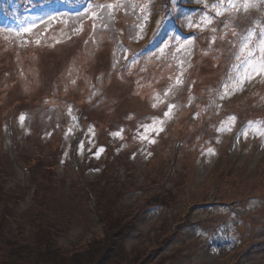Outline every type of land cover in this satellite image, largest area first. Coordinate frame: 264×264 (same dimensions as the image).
Masks as SVG:
<instances>
[{
    "label": "rangeland",
    "instance_id": "rangeland-1",
    "mask_svg": "<svg viewBox=\"0 0 264 264\" xmlns=\"http://www.w3.org/2000/svg\"><path fill=\"white\" fill-rule=\"evenodd\" d=\"M216 2L0 0V199L15 193L27 199L33 159L56 152L46 161L66 188L74 178L90 187L99 180L119 195L114 210L133 214L122 240L126 253L138 248L156 260L177 251L174 264H264V135L250 127L264 124V72L251 74L242 88L235 80L248 70L244 38L252 32L258 43L264 33V0L247 10L244 0L236 8L225 3L221 16ZM206 14L210 24L203 23ZM77 109L99 127L85 126L72 161ZM8 115L15 142L2 129ZM208 127L211 136L200 139L195 159L180 142L173 157L177 139ZM111 145V161L122 153L103 178L105 167L91 163L105 159ZM84 163L94 171L78 179L75 167ZM227 164L244 183L209 191ZM167 190L173 199L163 210L151 204ZM232 200L245 205L231 210L225 204ZM85 206L82 223L59 229L57 247L82 250L102 239L91 212L95 193L87 191ZM162 234L164 245L155 239Z\"/></svg>",
    "mask_w": 264,
    "mask_h": 264
},
{
    "label": "trees",
    "instance_id": "trees-1",
    "mask_svg": "<svg viewBox=\"0 0 264 264\" xmlns=\"http://www.w3.org/2000/svg\"><path fill=\"white\" fill-rule=\"evenodd\" d=\"M184 141L185 149L189 150L192 145L189 135ZM54 153L56 152L48 155L49 161L55 159ZM48 156L38 154L33 159L34 165L30 167L32 184L27 188L29 190L27 199L24 200L15 195L16 193L4 196V200L0 199V264H165L167 260L170 261L167 264H174L179 257L177 251H171L169 256H162L156 260H152V254L138 248L126 253L122 247V240L134 227L130 223L133 214H118L119 212L114 210L113 205L118 201L119 195L115 194L112 188H106L105 183L100 184L99 180L96 186L90 187L83 181L77 183L74 178L73 185L69 189L66 188L63 182L55 177L52 165L46 161ZM117 159L118 157L111 161L108 155L103 162L91 163L93 166L91 169H98L103 165L105 168L101 170L99 176L106 178V173ZM4 165L2 156L0 170ZM228 166L227 164L225 168L223 167L209 191L216 193L218 185L220 192L223 185L234 186L244 183L245 179L239 172L227 168ZM88 170V167L77 168L75 172L79 176L78 179ZM230 177L234 180L232 183L229 182ZM3 187L4 181H0V194L3 193ZM87 191L95 193L97 225L101 228L102 239L92 241L82 250L78 248L65 250L57 247L59 229L68 231L78 226L83 220L80 214L88 213L85 206ZM152 199L154 200L151 204L166 207L173 197L167 190L160 196H152ZM21 202H25L24 211H18L20 207L18 203ZM89 222L91 223L90 220ZM12 226L14 228L11 232L8 227ZM155 239L157 243L164 245L168 236L162 234ZM159 248L162 246L157 244L156 250Z\"/></svg>",
    "mask_w": 264,
    "mask_h": 264
},
{
    "label": "snow or ice",
    "instance_id": "snow-or-ice-1",
    "mask_svg": "<svg viewBox=\"0 0 264 264\" xmlns=\"http://www.w3.org/2000/svg\"><path fill=\"white\" fill-rule=\"evenodd\" d=\"M225 3L229 8H236L238 6L237 0H217V2L212 5V8L215 10V15L221 16L224 14ZM256 6L257 5L254 2V0H244L243 7L245 10ZM211 22H212V18L206 14L205 17L203 18V23L210 24ZM253 35L254 33L249 32L248 35L244 38L243 44L241 45V53L245 57L244 62L248 65V70L244 73L243 76L235 78L236 82L240 85V88H242L244 81L250 78L251 74L253 73L259 74L260 72H264V33L261 34L258 43L253 41ZM257 54H259L260 59L259 61L253 62ZM233 88L235 90H240V88L236 87V83L233 84ZM19 119L21 123H23L25 117L21 115ZM250 127H252V130L254 132L264 135V124L255 125V126H252L250 124ZM113 135L120 136V133L116 132L113 133ZM244 135L247 136V131H245ZM209 151L211 152V150Z\"/></svg>",
    "mask_w": 264,
    "mask_h": 264
}]
</instances>
